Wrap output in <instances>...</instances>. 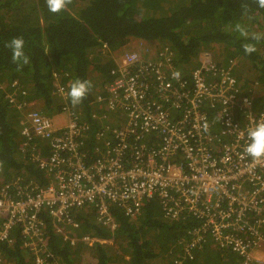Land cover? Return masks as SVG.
Masks as SVG:
<instances>
[{
  "label": "built area",
  "instance_id": "1",
  "mask_svg": "<svg viewBox=\"0 0 264 264\" xmlns=\"http://www.w3.org/2000/svg\"><path fill=\"white\" fill-rule=\"evenodd\" d=\"M138 41L143 51L118 55L103 93L95 96L98 110L89 116L116 114L119 124L96 130L89 148L90 121L68 98L67 72L51 74L59 107L54 114L65 115L62 125L29 108L17 79L7 84L4 98L20 114L18 152L45 170L48 181L18 173L2 183L0 244H12L16 233L32 264H59L47 245L43 213L69 245H90L111 238L76 235V211H92L96 223L113 230L111 204L133 218L154 198L164 217L194 221L178 239L176 258H193L207 242L232 251L241 264H264V255L256 254L264 248V160L244 152L249 126L264 119V104L254 108L241 90L233 58L220 63L211 48H202L184 75L168 45Z\"/></svg>",
  "mask_w": 264,
  "mask_h": 264
},
{
  "label": "trees",
  "instance_id": "2",
  "mask_svg": "<svg viewBox=\"0 0 264 264\" xmlns=\"http://www.w3.org/2000/svg\"><path fill=\"white\" fill-rule=\"evenodd\" d=\"M242 3L249 5L250 20L242 15ZM258 18L264 20V9L258 8L254 0H72L59 13L50 12L46 0H0V84L17 79L25 86L29 108L40 107L41 112L51 115L59 109L51 93L52 72H67L64 80L69 82L77 78L90 80V92L76 105L82 119L90 121L85 139L89 148L102 125L89 116L98 110L94 99L103 93L111 77L114 57L134 39L157 41L173 51L176 68L184 75L197 65L202 48H211L220 63L233 58V74L241 90L259 109L264 104V42L257 44L256 52L246 55L242 47L246 41L231 31L237 22L249 28ZM15 36L24 38V50L30 58V63L19 71L11 61V50L5 46ZM19 116L0 88V186L18 173L44 185L48 181L45 170L18 152ZM110 212L116 221L113 230L95 223L92 211H76V235L88 233L112 241L104 245L78 242L73 246L61 239L53 221L43 213L44 235L58 263L241 264V258L232 251L207 242L194 251L193 258L180 262L172 250L194 221L187 216L164 219L154 198L144 201L133 218L123 215L113 204ZM0 254L4 264H32L16 233L12 244H0Z\"/></svg>",
  "mask_w": 264,
  "mask_h": 264
},
{
  "label": "clouds",
  "instance_id": "3",
  "mask_svg": "<svg viewBox=\"0 0 264 264\" xmlns=\"http://www.w3.org/2000/svg\"><path fill=\"white\" fill-rule=\"evenodd\" d=\"M71 3L72 0H46V6L48 10L52 13H59L62 10H65L67 6L70 5ZM254 3L258 8L264 9V0H254ZM241 8H242V15L250 20L251 17L249 16V5L247 3H242ZM231 31L237 33L240 38L246 41L242 44L243 50L246 55L256 52L257 44H259L260 42H264V31H250L248 26L244 23H240V22L235 23L234 25L231 26ZM147 43L149 44L147 46H150L152 48H156L161 44V42H157V41L151 43L147 42ZM5 46L11 50V61L13 64L16 65L18 71L22 70L24 66L30 63V58L28 55H26L24 50L25 40L22 36L12 37L5 44ZM139 46L141 47L140 52H142L143 47L141 45ZM142 55L147 56V54L144 53H142ZM173 76L174 78L179 79L180 73L177 71L173 73ZM9 82L0 84V88L3 89V92L7 88L6 86L7 84H9ZM92 86L93 85L90 80H82L80 78L74 79L70 83L69 90L67 93L71 104L73 106H76L82 103V101L86 98V96L90 92ZM205 131H207V127H205ZM244 152L248 157H250L255 162L264 160V119L257 120L254 124L249 126L247 130V143L244 146ZM85 212H89V211H85ZM163 218L171 220L170 218H166V217ZM106 243L108 242H104L100 244L104 245ZM173 251L174 250H172V252ZM186 259L189 258H182L180 262Z\"/></svg>",
  "mask_w": 264,
  "mask_h": 264
},
{
  "label": "crops",
  "instance_id": "4",
  "mask_svg": "<svg viewBox=\"0 0 264 264\" xmlns=\"http://www.w3.org/2000/svg\"><path fill=\"white\" fill-rule=\"evenodd\" d=\"M141 45L140 42L138 40H134V41H131L129 42L128 44H126L125 46H123L121 50H137V51H141V47L139 46ZM118 57V56H117ZM117 57H114L115 60ZM114 60V61H115ZM35 109H40V107L38 108H35ZM82 118V117H81ZM97 121H99L102 125L100 126V128H104L105 126H114V125H117L119 124V117L116 115V114H112V113H108L106 118H100V119H95Z\"/></svg>",
  "mask_w": 264,
  "mask_h": 264
},
{
  "label": "rangeland",
  "instance_id": "5",
  "mask_svg": "<svg viewBox=\"0 0 264 264\" xmlns=\"http://www.w3.org/2000/svg\"><path fill=\"white\" fill-rule=\"evenodd\" d=\"M250 31H264V20L261 18H258V22L254 23L250 27ZM135 40V39H134ZM133 41V40H132ZM131 42V41H130ZM133 50V49H132ZM154 50V49H153ZM137 51V50H136ZM57 103V101H56ZM57 111V110H56ZM55 112H52L51 116H56V119L58 121L59 125H62L65 123V115H60V114H54ZM50 115V114H49ZM256 254L264 255V248L258 249L256 251Z\"/></svg>",
  "mask_w": 264,
  "mask_h": 264
}]
</instances>
